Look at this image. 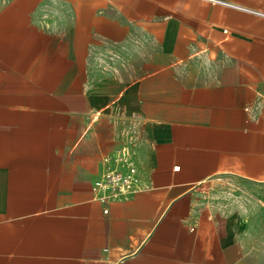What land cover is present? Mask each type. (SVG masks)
Listing matches in <instances>:
<instances>
[{
    "label": "crops",
    "instance_id": "1",
    "mask_svg": "<svg viewBox=\"0 0 264 264\" xmlns=\"http://www.w3.org/2000/svg\"><path fill=\"white\" fill-rule=\"evenodd\" d=\"M0 264H264V0H0Z\"/></svg>",
    "mask_w": 264,
    "mask_h": 264
},
{
    "label": "built area",
    "instance_id": "2",
    "mask_svg": "<svg viewBox=\"0 0 264 264\" xmlns=\"http://www.w3.org/2000/svg\"><path fill=\"white\" fill-rule=\"evenodd\" d=\"M136 169L131 167L128 174L113 171L94 182L93 192L96 199L104 206V213H109V204L113 198L133 192L137 187Z\"/></svg>",
    "mask_w": 264,
    "mask_h": 264
}]
</instances>
